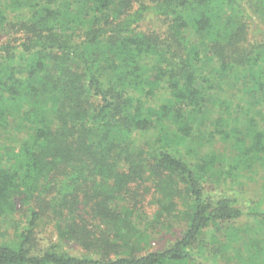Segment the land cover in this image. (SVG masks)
Returning <instances> with one entry per match:
<instances>
[{"label":"trees","instance_id":"16d2710c","mask_svg":"<svg viewBox=\"0 0 264 264\" xmlns=\"http://www.w3.org/2000/svg\"><path fill=\"white\" fill-rule=\"evenodd\" d=\"M259 174L264 0H0V264H264Z\"/></svg>","mask_w":264,"mask_h":264},{"label":"rangeland","instance_id":"374dc122","mask_svg":"<svg viewBox=\"0 0 264 264\" xmlns=\"http://www.w3.org/2000/svg\"><path fill=\"white\" fill-rule=\"evenodd\" d=\"M261 175L259 174L258 177H256L254 179V181L251 182H245V181H236L233 183V187H231L232 190H229L227 187H225V190H222V187H219V189H215L212 190V194H217L218 192H220L221 190L225 193V194H230L233 195L235 193L240 194V196H242V198H244L243 203H245L248 200H251L253 202H257V201H262V206L264 207V189H261ZM212 188V187H211ZM217 188V187H216ZM213 189V188H212ZM209 190V188L207 189ZM175 233L179 234L181 232V230L179 228H174ZM4 233V234H2ZM50 234V228L46 227L44 229H42V233H40L39 235V246L41 249H43L45 246H47L49 244V241L53 242V241H57L56 238L49 236ZM14 236V231L13 229L8 228L6 230V228L0 227V242L2 241H7L9 238H12ZM174 238V236L172 235V233L170 234H166L163 238L159 237L156 238L152 243H151V250H156L159 248H164L165 244L169 241L172 240ZM65 250L70 253V254H74V252H77L76 247L73 246H64ZM222 257V256H220ZM219 257V258H220ZM223 259V257L221 258ZM220 264H226L225 261L223 260H219L217 261ZM233 264V263H230Z\"/></svg>","mask_w":264,"mask_h":264}]
</instances>
